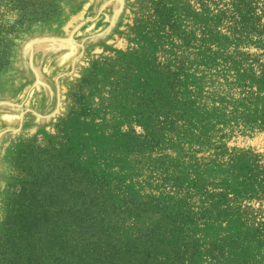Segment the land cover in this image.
I'll return each instance as SVG.
<instances>
[{
    "label": "rangeland",
    "instance_id": "374dc122",
    "mask_svg": "<svg viewBox=\"0 0 264 264\" xmlns=\"http://www.w3.org/2000/svg\"><path fill=\"white\" fill-rule=\"evenodd\" d=\"M35 1L21 25L0 0V250L16 190L56 150L225 248L192 264H264L261 239L236 233L264 217L262 177L244 180L264 161V0ZM163 122L161 145L141 148Z\"/></svg>",
    "mask_w": 264,
    "mask_h": 264
},
{
    "label": "trees",
    "instance_id": "16d2710c",
    "mask_svg": "<svg viewBox=\"0 0 264 264\" xmlns=\"http://www.w3.org/2000/svg\"><path fill=\"white\" fill-rule=\"evenodd\" d=\"M36 5L35 0H17L13 8L23 13L21 25L30 21L26 11ZM170 77L173 83L166 78L169 84L161 87L163 95L175 91L177 74ZM259 79L264 86V67ZM154 129L158 131L139 138L141 148L161 145L167 122ZM69 153L40 154L42 166L34 180L16 190L8 222L11 235L4 238L0 264H192L202 254L216 262L225 256V248H203L191 240L190 216L181 215L179 220L180 214L168 216L167 207L158 201L140 202L124 182L108 181ZM255 167L261 174L254 176L249 170L244 180L255 184L260 176L264 184V161ZM221 202L226 206L225 199ZM247 216L248 212L239 218L237 241L245 244L260 238L257 243L264 247V217L257 220L254 232L248 220L255 217ZM144 219L148 227L129 234L138 224L144 228Z\"/></svg>",
    "mask_w": 264,
    "mask_h": 264
}]
</instances>
